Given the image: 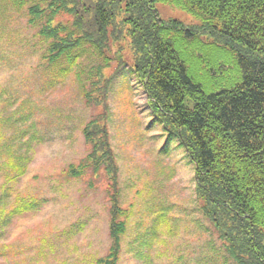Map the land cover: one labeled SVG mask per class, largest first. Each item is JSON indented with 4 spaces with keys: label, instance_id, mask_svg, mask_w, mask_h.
<instances>
[{
    "label": "trees",
    "instance_id": "16d2710c",
    "mask_svg": "<svg viewBox=\"0 0 264 264\" xmlns=\"http://www.w3.org/2000/svg\"><path fill=\"white\" fill-rule=\"evenodd\" d=\"M159 3L198 22L165 19ZM23 10L45 43L48 65L63 63L70 72L85 52L103 62L81 82L86 101L102 110L82 129L90 153L68 169L71 177L89 170L97 178L107 175L111 184L112 243L98 263H119L128 226L108 125L117 69H106L110 51L129 48L153 115L194 164L201 211L225 252L235 264H264V0H0V36L12 13ZM117 58L124 63L122 54ZM1 135L0 170L10 168L7 180L15 181L27 172L22 159L30 161L27 152L39 141L33 135L8 144ZM18 200L12 210L0 207L1 216L8 212L1 225L40 202Z\"/></svg>",
    "mask_w": 264,
    "mask_h": 264
},
{
    "label": "rangeland",
    "instance_id": "374dc122",
    "mask_svg": "<svg viewBox=\"0 0 264 264\" xmlns=\"http://www.w3.org/2000/svg\"><path fill=\"white\" fill-rule=\"evenodd\" d=\"M158 8L165 19L198 22L176 6ZM12 15L0 36L1 139L13 144L36 135L39 143L28 150L30 161L22 159L27 172L19 179L8 181L11 169L0 170V207L12 210L20 198L40 202L0 223V264H99L112 243L111 184L107 175L97 178L89 170L71 177L68 169L90 153L82 129L102 110L86 101L81 82L91 76L90 67L103 62L85 52L70 72L63 63L48 65L45 43L27 12ZM109 55L106 74L115 68L117 74L108 96V125L128 223L118 264H235L201 211L186 148L148 105L130 49Z\"/></svg>",
    "mask_w": 264,
    "mask_h": 264
}]
</instances>
